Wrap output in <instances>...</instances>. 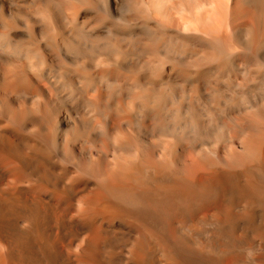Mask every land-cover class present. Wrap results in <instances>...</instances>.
<instances>
[{
  "label": "bare ground",
  "instance_id": "bare-ground-1",
  "mask_svg": "<svg viewBox=\"0 0 264 264\" xmlns=\"http://www.w3.org/2000/svg\"><path fill=\"white\" fill-rule=\"evenodd\" d=\"M0 264H264V0H0Z\"/></svg>",
  "mask_w": 264,
  "mask_h": 264
}]
</instances>
